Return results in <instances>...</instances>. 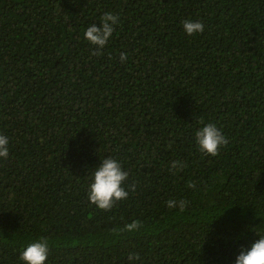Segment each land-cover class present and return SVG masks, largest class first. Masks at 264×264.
I'll return each mask as SVG.
<instances>
[{
  "label": "trees",
  "instance_id": "trees-1",
  "mask_svg": "<svg viewBox=\"0 0 264 264\" xmlns=\"http://www.w3.org/2000/svg\"><path fill=\"white\" fill-rule=\"evenodd\" d=\"M207 123L217 156L196 144ZM0 134V264L41 237L46 264H235L264 233V0H0ZM105 158L136 186L107 212L88 199Z\"/></svg>",
  "mask_w": 264,
  "mask_h": 264
},
{
  "label": "clouds",
  "instance_id": "clouds-1",
  "mask_svg": "<svg viewBox=\"0 0 264 264\" xmlns=\"http://www.w3.org/2000/svg\"><path fill=\"white\" fill-rule=\"evenodd\" d=\"M119 17L111 12H105L101 17L102 27L97 24H91L84 31V38L94 46L91 53L92 56H102L109 39L113 35L114 25ZM205 25L202 22L195 21L191 18L183 22V30L189 36L196 33H203ZM127 54H120L121 63L126 62ZM203 123V122H202ZM196 144L201 153L217 156L219 150L227 146L228 138L214 124H204L202 128L195 132ZM9 138L0 134V158L7 159L9 156ZM187 166L186 162L173 161L171 167L178 171H182ZM129 174L122 167V164L112 158L101 160L99 167L95 168L92 176V183L89 186L88 199L91 204L103 211H111L112 208L120 201L126 200L129 190L135 191V183L126 188L125 182L128 180ZM190 188H196V183H190ZM169 209L179 208L181 212L188 207L187 200L171 199L166 202ZM143 225L139 220L124 225L122 229H113L114 233L135 232ZM259 239L252 243L250 249L242 248L236 257L235 264H264V233L256 231ZM49 242L46 238L41 237L36 242L28 244L21 250L19 259L25 264H46L49 256ZM139 253H128L129 264L139 261Z\"/></svg>",
  "mask_w": 264,
  "mask_h": 264
}]
</instances>
